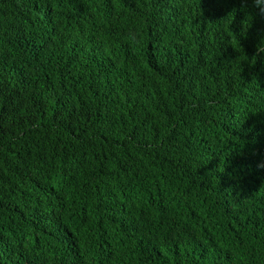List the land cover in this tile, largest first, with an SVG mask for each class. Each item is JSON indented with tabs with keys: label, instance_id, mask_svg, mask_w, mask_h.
Returning <instances> with one entry per match:
<instances>
[{
	"label": "trees",
	"instance_id": "16d2710c",
	"mask_svg": "<svg viewBox=\"0 0 264 264\" xmlns=\"http://www.w3.org/2000/svg\"><path fill=\"white\" fill-rule=\"evenodd\" d=\"M256 47L240 0H0V264H264Z\"/></svg>",
	"mask_w": 264,
	"mask_h": 264
},
{
	"label": "clouds",
	"instance_id": "9594fccd",
	"mask_svg": "<svg viewBox=\"0 0 264 264\" xmlns=\"http://www.w3.org/2000/svg\"><path fill=\"white\" fill-rule=\"evenodd\" d=\"M251 3L252 7L257 10V14L261 17H264V0H240V3L242 5H246L247 3ZM264 53V50L259 49L256 47V54ZM258 168L264 167V162L257 164Z\"/></svg>",
	"mask_w": 264,
	"mask_h": 264
}]
</instances>
